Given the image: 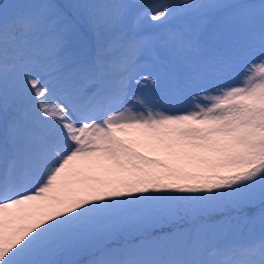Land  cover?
I'll use <instances>...</instances> for the list:
<instances>
[{
	"label": "snow or ice",
	"instance_id": "1",
	"mask_svg": "<svg viewBox=\"0 0 264 264\" xmlns=\"http://www.w3.org/2000/svg\"><path fill=\"white\" fill-rule=\"evenodd\" d=\"M86 253L264 264V0H0V264Z\"/></svg>",
	"mask_w": 264,
	"mask_h": 264
},
{
	"label": "rangeland",
	"instance_id": "2",
	"mask_svg": "<svg viewBox=\"0 0 264 264\" xmlns=\"http://www.w3.org/2000/svg\"><path fill=\"white\" fill-rule=\"evenodd\" d=\"M142 2L146 3V4H161V3H167L166 0H142ZM176 1H173V3H175ZM162 28L160 26L157 25L156 22H153V21H150V20H147L145 21L144 23V26H143V31L148 33V32H159L161 31ZM245 60L246 58H243L239 61V63L237 64V66L233 69L230 77L226 80H221L219 82L221 83H237L238 82V79H239V76L241 75L242 73V68H243V65L245 63ZM133 89L134 90H137L139 92H141L142 94H145V95H152V96H155L157 95V91L155 89H153L151 86H148V87H144V88H138L135 84L133 85ZM191 103L187 93L184 94V96L182 98H180L178 101H177V106L179 107H187L189 106Z\"/></svg>",
	"mask_w": 264,
	"mask_h": 264
},
{
	"label": "trees",
	"instance_id": "3",
	"mask_svg": "<svg viewBox=\"0 0 264 264\" xmlns=\"http://www.w3.org/2000/svg\"><path fill=\"white\" fill-rule=\"evenodd\" d=\"M167 2H172L173 3V1H176V0H166ZM10 2H11V0H10ZM167 231H170V229L169 228H164V229H159V230H157L155 233H154V235H160V234H162L163 232H167ZM139 240H140V238L139 237H135L131 242L132 243H136V242H139ZM121 242H123V238H122V241ZM108 246H114L113 245V243L112 242H109L108 243ZM96 255H98V253H96ZM93 257V254L92 253H86V254H84L82 257H81V259L85 262V264H86V262L89 260V259H91Z\"/></svg>",
	"mask_w": 264,
	"mask_h": 264
}]
</instances>
